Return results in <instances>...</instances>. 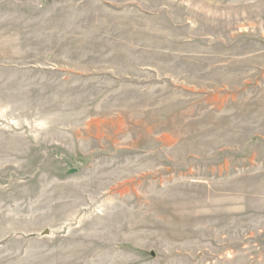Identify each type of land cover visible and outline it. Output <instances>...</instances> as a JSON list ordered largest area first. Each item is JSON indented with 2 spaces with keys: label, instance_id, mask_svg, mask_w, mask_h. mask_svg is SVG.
I'll return each mask as SVG.
<instances>
[{
  "label": "rangeland",
  "instance_id": "rangeland-1",
  "mask_svg": "<svg viewBox=\"0 0 264 264\" xmlns=\"http://www.w3.org/2000/svg\"><path fill=\"white\" fill-rule=\"evenodd\" d=\"M261 88L264 0H0V264H223L185 182Z\"/></svg>",
  "mask_w": 264,
  "mask_h": 264
},
{
  "label": "crops",
  "instance_id": "crops-1",
  "mask_svg": "<svg viewBox=\"0 0 264 264\" xmlns=\"http://www.w3.org/2000/svg\"><path fill=\"white\" fill-rule=\"evenodd\" d=\"M256 93L260 96L254 108L264 112V89ZM243 110L242 106L235 107L231 114L239 115V127H248L250 122L241 119V113L246 112ZM260 120L261 137H254L259 152L247 154L240 149L225 153L221 165L207 179L185 182L192 188L207 187L206 200L192 201L191 220H196L198 230L207 234L206 238L198 236L208 240L204 248L210 251L207 255L222 257L219 263L235 264L240 260L241 264H258L247 262L248 257L264 256V119Z\"/></svg>",
  "mask_w": 264,
  "mask_h": 264
},
{
  "label": "water",
  "instance_id": "water-1",
  "mask_svg": "<svg viewBox=\"0 0 264 264\" xmlns=\"http://www.w3.org/2000/svg\"><path fill=\"white\" fill-rule=\"evenodd\" d=\"M76 171L75 170H71L70 173H75Z\"/></svg>",
  "mask_w": 264,
  "mask_h": 264
}]
</instances>
